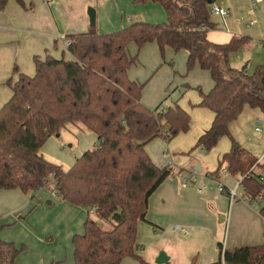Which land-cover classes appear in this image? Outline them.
Masks as SVG:
<instances>
[{"label":"trees","instance_id":"1","mask_svg":"<svg viewBox=\"0 0 264 264\" xmlns=\"http://www.w3.org/2000/svg\"><path fill=\"white\" fill-rule=\"evenodd\" d=\"M8 1L0 0V8ZM133 1L160 3L166 21H137L110 33L69 38L73 59L35 57V74H20L11 83L12 97L0 108V190L20 189L34 198L51 186L62 200L89 211L84 233L72 239L74 264H121L128 256H137L139 222L147 219L150 197L173 172L169 166L156 165L145 147L156 137L171 140L191 126L190 114L178 104L157 111L142 103L144 84L128 75L135 61L127 51L131 43L142 48L157 42L162 51L185 49L189 71L199 64L210 72L214 86L201 92L199 105L215 116L195 147L209 151L221 137L229 136L231 147L212 175L219 178L225 167L229 174L241 176L240 184L252 200L264 190L262 176L253 173L259 158L230 130L246 106L264 114V64L249 72L230 63V55L241 50L247 37L233 36L226 43L208 37L216 0ZM17 2L24 5L23 0ZM69 123H80L98 141L64 169L47 159L42 149ZM261 213L264 216V206ZM99 220L112 227H103ZM22 250L0 237V264H17ZM209 264H264V243L234 248L221 244L219 259Z\"/></svg>","mask_w":264,"mask_h":264},{"label":"crops","instance_id":"2","mask_svg":"<svg viewBox=\"0 0 264 264\" xmlns=\"http://www.w3.org/2000/svg\"><path fill=\"white\" fill-rule=\"evenodd\" d=\"M100 1L106 2L95 7V23L90 22L87 11L91 0H23L24 5L17 0H9L4 9L0 8V108L12 97L11 83L17 81L20 74H35V57L44 59L47 55H52L57 59H73L67 48L69 38L106 34L142 21H133L124 14L125 6L131 0ZM215 4L228 12L227 29L223 28L221 17L215 14L220 18V23L212 18L214 26L209 28L208 37L210 38L209 32L218 26L227 34L219 39L210 38L212 41L226 43L233 36H246L247 41L241 50L230 55L231 65L236 68L246 67L252 72L258 65L264 64V0L255 3L251 0H216ZM107 5H110L109 9L106 8ZM159 5L160 3L147 2L138 6L141 9L144 6L155 8L157 11L153 12L154 16L148 17L143 10L137 14L143 16L145 22H165L166 12ZM130 45L127 51L134 58ZM150 45L154 47L157 44L149 42L144 46ZM185 52L187 64L189 53L187 50ZM137 61L135 59L131 65L128 75L131 80L143 83L139 76L140 69L136 66ZM143 84L141 101L148 107L143 102L146 83ZM187 85L182 86L185 92L191 88H187ZM213 86V79L208 90L204 91L198 86L199 96L196 100L201 101V92L208 93ZM178 89L179 86H176L173 93ZM166 101L167 98L160 101L154 109L148 108L165 111L169 107L165 104ZM182 108L189 113L186 108ZM254 109L256 108L249 106L244 108L239 118L230 125L232 134L233 125L241 123V119L263 117L264 114L259 109L260 112H253ZM214 116L212 111L200 130L191 136L181 133L183 135L177 139L190 138L189 142L193 143L211 126ZM234 133L233 136L246 149L258 155L256 157L264 155V146L258 151L250 141L252 139L248 137L246 140L237 131ZM254 133L257 137H262L255 130ZM223 137L214 147L223 141L219 150L208 157L199 154L202 161L198 163L194 159L199 158H193L192 155L185 158L155 153L153 143L159 137L146 145L153 162L160 167L169 166L173 172L150 197L147 219L139 222L135 248L137 256H128L121 264H190L193 261L209 264L219 259L221 244L224 248H234L264 243V216L261 213L264 197L261 200H248L246 197L249 195L242 185L237 187L241 176H233L227 171L223 172V169L221 174H217L219 178L212 175L218 168L215 158L219 161L222 153L228 152L231 147ZM83 139L76 158L95 142L97 144L98 136L94 133ZM195 146L192 151L202 148ZM58 148V143L52 137L43 146L51 154L62 155ZM181 148L186 150V146ZM195 168L201 170L196 171ZM194 173L196 180L193 179ZM253 173L261 175L264 182L263 162L253 168ZM183 175L190 180L186 186L183 185ZM220 183L224 186L223 191L219 189ZM235 187L237 197L232 200L229 190ZM261 193L264 195V190ZM34 196L32 198L31 193H24L20 189L0 190V237L4 241L14 242L17 247L23 246L16 259L17 264H74L72 239L74 235L84 233L88 209L62 200L51 186L42 188ZM185 229L188 233L183 231ZM161 253L166 257L163 263L157 262Z\"/></svg>","mask_w":264,"mask_h":264},{"label":"rangeland","instance_id":"3","mask_svg":"<svg viewBox=\"0 0 264 264\" xmlns=\"http://www.w3.org/2000/svg\"><path fill=\"white\" fill-rule=\"evenodd\" d=\"M104 2L101 3L100 0H91V4L87 11L89 8L95 9V7H98L100 4H105ZM145 4L134 3V1L131 0L130 4L125 6L124 14H126L127 17H130L133 21H136L137 19L146 21L143 16L138 15L137 13L143 10V12H145L148 17H151L154 16L153 12L157 10L151 6H144L142 9L138 7ZM159 6H161L165 13L164 7L161 4ZM106 8L109 9L110 5H107ZM212 18L217 23H220V18L215 16L214 13L212 14ZM224 34L227 33H225L224 29H221L219 26L217 29H213L209 32L210 38L215 39L223 37ZM155 43L157 45H154V47H151V45L147 47V45L142 48H139L135 43L130 45L132 56L138 60L136 66L140 69L139 76L141 77L142 82L146 83L143 92V102L151 109H154V107L160 103V101L167 98L165 103L166 105L173 106L178 104L179 106L186 108L191 115L192 125L187 132L181 133L187 134L186 136H191L195 134L197 130H200L203 124H206L207 120L209 119V115L212 114V111L209 108L201 107L199 105L200 101L198 102L196 100V98L199 96L198 86H201L204 91L210 88L212 84L211 75L208 71L202 69L198 64H196L189 71L187 69L186 52L184 49L175 51L171 48H166L163 52L160 49V46H158V43ZM183 85H187V88H191L185 92V90L182 89ZM176 86H179V89L173 93ZM254 111L260 112L258 109H254L253 112ZM244 114L242 116H244ZM262 116L263 117H253L246 120L241 119V123L236 122L235 126L233 125L232 127L234 128V135V131H237V133H239L243 139L248 140V137L252 139L250 141L253 142L258 151H261L262 147L264 146V134H262V137H257L254 133V130L256 127H261L264 129V115ZM181 133L176 135L171 140L165 138L162 135L159 136L160 140L158 139L153 143L155 153L160 155L162 153H168L172 157L176 155L184 156L185 158L191 155L192 157L194 156L193 158H199V154L204 157H208L213 152H216L215 150H219L220 146L223 144V141H221L216 148L209 151L203 148H197L192 151L199 137H197L193 143H190V138L185 140H183V138L177 139L179 136L183 135ZM90 134L92 135L94 133L80 123H69L68 125L61 128L60 133L51 136L53 140L58 143V149L62 155L51 154L45 149H42V153L50 161L62 165L64 169H68L73 165L75 161L74 159H76L77 149L79 150L78 147L81 145V142H84L83 138H86ZM223 140H227L231 146V140L229 136L223 137ZM183 146H186V150L181 148ZM200 160V158L194 159V161H197L196 163L200 162ZM215 162L217 163L218 167L219 161H216V158ZM224 168L225 167L222 169ZM262 205H264V201ZM99 222L103 227L109 229L112 227V224L109 221L99 220Z\"/></svg>","mask_w":264,"mask_h":264},{"label":"built area","instance_id":"4","mask_svg":"<svg viewBox=\"0 0 264 264\" xmlns=\"http://www.w3.org/2000/svg\"><path fill=\"white\" fill-rule=\"evenodd\" d=\"M252 1V3H255V2H257V1H260V0H251ZM211 12H212V14L214 13V14H217V15H219L220 17H221V23H222V26H223V28H225V29H227V21H226V16L228 15V12H227V10L226 9H224L223 7H220V6H218L217 4H215V3H213L212 4V6H211ZM69 44V41L67 42V45ZM255 132L257 133V134H264V129L263 128H261V127H256L255 128ZM261 162H264V155L263 156H261L259 159H258V161H257V163H261ZM224 171H226V169L224 168L223 169V172ZM182 178H183V185L184 186H186V185H188L189 184V178H188V176H186V175H183L182 176ZM193 179H197V176H196V173H194V175H193ZM241 184H240V182H239V184H238V186L237 187H239ZM237 187H235V188H233V189H230L229 190V195H230V197H231V199L232 200H234L236 197H237ZM219 189L221 190V191H223L224 190V186L222 185V183H220V186H219ZM263 197H264V195H263V193H260L259 195H258V197H257V199H263ZM248 200H250V201H252V199H251V197L250 196H247L246 197ZM95 210V208L94 207H92L91 208V212H93ZM176 229H178V226H176ZM185 233H188V230H183Z\"/></svg>","mask_w":264,"mask_h":264},{"label":"water","instance_id":"5","mask_svg":"<svg viewBox=\"0 0 264 264\" xmlns=\"http://www.w3.org/2000/svg\"><path fill=\"white\" fill-rule=\"evenodd\" d=\"M88 14H89L90 22L91 23H95V20H96V10L94 8H89ZM195 170L196 171H200L201 168H195ZM165 260H166L165 254L164 253H161L160 254V258H159V260L157 262L163 263V262H165Z\"/></svg>","mask_w":264,"mask_h":264}]
</instances>
